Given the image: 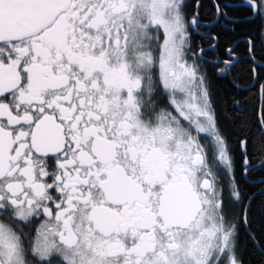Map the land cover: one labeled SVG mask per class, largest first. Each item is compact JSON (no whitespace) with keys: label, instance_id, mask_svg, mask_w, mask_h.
<instances>
[{"label":"snow or ice","instance_id":"obj_1","mask_svg":"<svg viewBox=\"0 0 264 264\" xmlns=\"http://www.w3.org/2000/svg\"><path fill=\"white\" fill-rule=\"evenodd\" d=\"M0 264H264V0H0Z\"/></svg>","mask_w":264,"mask_h":264}]
</instances>
